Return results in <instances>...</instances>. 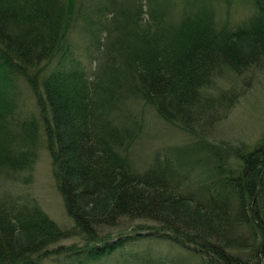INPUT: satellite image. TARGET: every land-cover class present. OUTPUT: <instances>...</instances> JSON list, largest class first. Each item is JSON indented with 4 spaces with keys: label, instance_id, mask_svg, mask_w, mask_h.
Instances as JSON below:
<instances>
[{
    "label": "trees",
    "instance_id": "trees-1",
    "mask_svg": "<svg viewBox=\"0 0 264 264\" xmlns=\"http://www.w3.org/2000/svg\"><path fill=\"white\" fill-rule=\"evenodd\" d=\"M102 1L117 13L120 3ZM147 1L143 25L132 10L117 27L81 16L75 0H0V176L29 169L42 143L73 224L61 229L34 199L0 197V264L113 255L118 264H264V131L251 148L209 139L240 97L233 84L218 87L221 71L246 74L264 58V0H249L252 12L229 28L193 0L176 20L168 0ZM81 20L96 43L100 29L110 32L98 69L88 76L72 61L44 74ZM14 80L31 91L36 114L12 113ZM132 102L193 138L154 150L133 172ZM73 236L79 242L59 244ZM147 238L185 255L126 247Z\"/></svg>",
    "mask_w": 264,
    "mask_h": 264
},
{
    "label": "rangeland",
    "instance_id": "rangeland-1",
    "mask_svg": "<svg viewBox=\"0 0 264 264\" xmlns=\"http://www.w3.org/2000/svg\"><path fill=\"white\" fill-rule=\"evenodd\" d=\"M98 1L75 0V7L81 11V13L79 12L81 16L86 12L91 15L90 18L93 21L98 22L101 20V22L103 21L108 25L111 24V26L115 25L117 21V27L120 24L122 26L127 21V16L131 15L132 10L138 12L136 20L139 25H143V19L149 17L147 12L149 1L147 0H116L117 4L120 3L117 13L113 10L106 12L104 10V2L102 0ZM122 1L123 3H121ZM182 1L184 2V0H168L169 14L173 20L178 19L183 13ZM193 2L204 4L208 10L210 9L209 12L214 15L216 26L219 28L223 26L231 27L253 10L249 0H193ZM98 11L105 16L98 19ZM82 22L81 20L77 26L69 28L66 35L68 51L65 57L61 58L60 54H57L52 58V61L43 70L44 74L58 67H68L72 61H77L79 67H82L88 76L98 69L100 66L98 63L103 60L100 57L102 54L99 52L104 47L106 38L110 37V32L107 37L106 30L100 29V42L96 43L87 34V31L82 28ZM217 82L218 87H223L224 89L233 84L237 88L236 92L240 97L225 119L215 124L214 131L210 133L209 139L226 140V142L231 144L244 143L251 148L264 131V58L260 67L246 74L233 75L226 71H221ZM12 84L10 85V88H12V113L18 118L36 114L34 99L27 85L17 80H14ZM123 111L124 109L118 115H121ZM128 111L131 117L139 123L136 137L126 145V156H128L129 166L133 172L140 171L148 164L154 150L183 145L193 138L188 135L187 131L182 130L180 126H172V124L165 122L150 106H142L139 102H132L128 106ZM35 149L36 154L29 169L21 173H9L10 179L4 176L1 178L2 176H0V197L6 198L9 195L18 200L22 198L34 199L40 208L61 229L67 230L73 224L65 213L61 197L56 190L48 153L42 143H38ZM122 224V226H127L131 225V222L122 221ZM128 230L129 227H126L121 232L125 231L123 233L129 235L131 232ZM77 241L79 242V238L73 236L62 239L59 244L68 245ZM55 245L52 244L50 247ZM145 245L150 246L155 253L178 251L177 253L185 255L176 246H171L167 242L159 241L155 238L143 239L140 243H130L126 247L141 249ZM75 261V259L63 261L61 257H58V259H47L43 264H78ZM100 262H102L101 264H112V262L118 264L114 255L101 258ZM89 264H93V262Z\"/></svg>",
    "mask_w": 264,
    "mask_h": 264
}]
</instances>
